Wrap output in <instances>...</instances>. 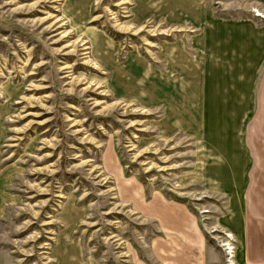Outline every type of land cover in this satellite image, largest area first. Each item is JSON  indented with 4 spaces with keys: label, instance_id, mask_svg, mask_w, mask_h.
Listing matches in <instances>:
<instances>
[{
    "label": "rangeland",
    "instance_id": "374dc122",
    "mask_svg": "<svg viewBox=\"0 0 264 264\" xmlns=\"http://www.w3.org/2000/svg\"><path fill=\"white\" fill-rule=\"evenodd\" d=\"M226 14L264 22V0H0V264H68L63 243L80 264L147 263L154 220L121 190L134 179L235 251L214 144L165 101L185 80L170 46L195 56Z\"/></svg>",
    "mask_w": 264,
    "mask_h": 264
},
{
    "label": "crops",
    "instance_id": "0c3cea01",
    "mask_svg": "<svg viewBox=\"0 0 264 264\" xmlns=\"http://www.w3.org/2000/svg\"><path fill=\"white\" fill-rule=\"evenodd\" d=\"M230 17L220 15L224 23L210 29V38L199 39L195 56H187L178 42L170 46L168 70L183 71L185 80L165 101L172 111H189L204 139L214 144L216 167L210 169L220 178L207 175L214 180L210 186L227 192L228 206L219 220L234 233L235 264H264V22ZM138 184L134 179L121 190L154 220V231L144 246L148 262L134 257V264H224L220 247L193 211L154 187L145 201ZM67 245L59 246V256L80 264L79 249Z\"/></svg>",
    "mask_w": 264,
    "mask_h": 264
},
{
    "label": "built area",
    "instance_id": "2783aa9c",
    "mask_svg": "<svg viewBox=\"0 0 264 264\" xmlns=\"http://www.w3.org/2000/svg\"><path fill=\"white\" fill-rule=\"evenodd\" d=\"M223 240L219 243L223 249V258L226 264H235L234 254H231V251H234L233 248V238H231V234L228 232L223 233Z\"/></svg>",
    "mask_w": 264,
    "mask_h": 264
},
{
    "label": "trees",
    "instance_id": "16d2710c",
    "mask_svg": "<svg viewBox=\"0 0 264 264\" xmlns=\"http://www.w3.org/2000/svg\"><path fill=\"white\" fill-rule=\"evenodd\" d=\"M176 199H179L178 196H175Z\"/></svg>",
    "mask_w": 264,
    "mask_h": 264
}]
</instances>
